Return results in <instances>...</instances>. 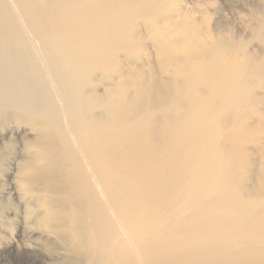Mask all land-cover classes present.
<instances>
[{"label":"bare ground","instance_id":"1","mask_svg":"<svg viewBox=\"0 0 264 264\" xmlns=\"http://www.w3.org/2000/svg\"><path fill=\"white\" fill-rule=\"evenodd\" d=\"M215 7L0 0V264H264V65Z\"/></svg>","mask_w":264,"mask_h":264},{"label":"rangeland","instance_id":"2","mask_svg":"<svg viewBox=\"0 0 264 264\" xmlns=\"http://www.w3.org/2000/svg\"><path fill=\"white\" fill-rule=\"evenodd\" d=\"M191 6L212 7L221 9L222 15L216 17L209 11L202 24L208 28L217 26V33L233 45H245V52L250 62H261L264 65V0L230 2L228 0H187ZM239 20L243 21L241 25ZM263 20L260 34H256L258 24ZM255 28V30H254ZM261 94V93H260ZM256 108L259 109L258 106ZM15 235V231H12ZM16 263L24 264L22 255H16Z\"/></svg>","mask_w":264,"mask_h":264}]
</instances>
